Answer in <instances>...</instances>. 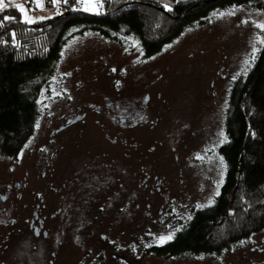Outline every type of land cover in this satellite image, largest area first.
<instances>
[{
	"label": "rangeland",
	"instance_id": "1",
	"mask_svg": "<svg viewBox=\"0 0 264 264\" xmlns=\"http://www.w3.org/2000/svg\"><path fill=\"white\" fill-rule=\"evenodd\" d=\"M62 1L47 6L40 0L43 8L35 0L18 4L36 23L58 14ZM84 6L79 2L77 10ZM17 11L22 23L33 24ZM259 24L263 13L218 11L207 26L187 29L148 60L134 38L119 45L88 32L67 41L55 74L39 92L34 136L16 159L0 158V168H16V175L43 168L40 145L49 129L63 114L81 113L90 104L114 119V135H127L130 154L127 184L115 181L112 196L88 181L69 189L77 202L63 221L65 242L55 264H264V232L219 260L146 253L152 243L162 245L160 236L174 235L176 220L211 205L220 193L225 162L218 150L229 93L234 78L250 66ZM121 118L128 119L129 130L119 125ZM117 169L121 176L124 168ZM111 198L114 213L100 216L99 207Z\"/></svg>",
	"mask_w": 264,
	"mask_h": 264
},
{
	"label": "trees",
	"instance_id": "2",
	"mask_svg": "<svg viewBox=\"0 0 264 264\" xmlns=\"http://www.w3.org/2000/svg\"><path fill=\"white\" fill-rule=\"evenodd\" d=\"M28 0H5L0 11V156L16 157L34 134L38 95L55 74L67 41L94 32L123 45L139 41L144 59L159 55L189 28L204 27L212 15L230 8L264 14V0H98L99 14L77 10L78 0L61 2L59 13L22 23L15 7ZM52 0H44L47 6ZM168 5V8L165 7ZM171 10H168V9ZM7 16L11 19L4 20ZM15 33V36L12 34ZM250 66L232 81L224 142L218 152L225 176L214 203L180 222L163 245L147 255L162 258L220 256L232 246L264 232V30Z\"/></svg>",
	"mask_w": 264,
	"mask_h": 264
},
{
	"label": "flooded vegetation",
	"instance_id": "3",
	"mask_svg": "<svg viewBox=\"0 0 264 264\" xmlns=\"http://www.w3.org/2000/svg\"><path fill=\"white\" fill-rule=\"evenodd\" d=\"M93 114L99 117L91 116ZM100 114L94 104L81 113L69 111L63 114L40 145L43 168H26L21 175L15 174L16 168H0V264H55L58 250L65 242L63 221L69 219L71 205L77 202L69 189L73 187L77 191L78 184L88 181L94 189L101 187L112 196L115 181L121 180L122 188L127 184L129 138L121 133L120 140L113 134L114 119ZM119 120L123 130L130 129L126 126L128 119ZM26 145L16 157L0 158L16 159ZM117 168H124L121 176V170ZM207 207L193 208L190 216L176 220L173 237L179 231L180 222L192 220L195 211ZM113 208L111 198L101 204L98 214L112 215ZM120 211L124 214L127 209L122 205ZM53 247L57 252L51 251ZM226 252L218 257H189L219 260Z\"/></svg>",
	"mask_w": 264,
	"mask_h": 264
},
{
	"label": "snow or ice",
	"instance_id": "4",
	"mask_svg": "<svg viewBox=\"0 0 264 264\" xmlns=\"http://www.w3.org/2000/svg\"><path fill=\"white\" fill-rule=\"evenodd\" d=\"M35 2L37 3V7L43 8V5L40 3V0H35ZM52 2L54 4L58 5L60 3V0H52ZM63 2L65 4H67L68 0H63ZM79 2L82 3L83 5H85L83 10L86 11V12L87 11H94L97 14H99V7H102V4H96V3L93 2V0H79ZM6 7H7V5L5 4V0H0V11H3ZM15 7L18 8L19 11H21L22 13H25V22H27V23H34L35 22V20L33 18L28 17L26 15L27 10L22 5L16 4ZM165 7L168 8V5H165ZM168 10H171V9L169 8ZM221 15H224V14L221 13ZM3 19L6 21V20H9L11 18L5 16ZM41 19H43V17ZM2 23L3 22L0 21V25H2ZM257 27H259L262 30H264V24H259V25H257ZM12 35L15 36V33H13ZM261 43H264V41H261ZM255 51H257V49L254 48L253 49V58H255V56H254ZM172 239H173V234H169L167 236H160L159 240H158V243L159 244H164V243H166V242H168V241H170Z\"/></svg>",
	"mask_w": 264,
	"mask_h": 264
}]
</instances>
